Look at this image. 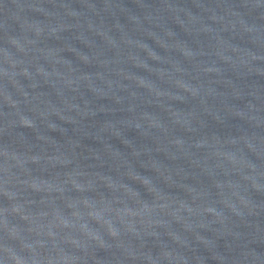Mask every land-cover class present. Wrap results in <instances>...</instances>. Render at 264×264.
<instances>
[{"label": "water", "instance_id": "1", "mask_svg": "<svg viewBox=\"0 0 264 264\" xmlns=\"http://www.w3.org/2000/svg\"><path fill=\"white\" fill-rule=\"evenodd\" d=\"M0 264H264V0H0Z\"/></svg>", "mask_w": 264, "mask_h": 264}]
</instances>
